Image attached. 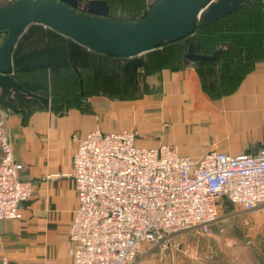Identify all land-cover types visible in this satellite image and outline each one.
I'll return each mask as SVG.
<instances>
[{"label": "crops", "instance_id": "1", "mask_svg": "<svg viewBox=\"0 0 264 264\" xmlns=\"http://www.w3.org/2000/svg\"><path fill=\"white\" fill-rule=\"evenodd\" d=\"M11 1L0 0V7ZM192 63L147 70L143 79L155 82V92L140 87L114 97L99 91L63 113H54L47 102L5 116L4 134L15 162L23 166L19 178L32 183V195L20 208L22 219L0 222V264L3 259L7 264H72L67 239L78 200L71 160L88 132H134L138 146L165 145L192 160L210 151L236 157L264 147L262 55L247 62L233 93L222 96L210 90L201 76L205 73ZM240 124L254 132L248 141L239 142L233 131ZM249 244L255 252L264 250V242Z\"/></svg>", "mask_w": 264, "mask_h": 264}, {"label": "built area", "instance_id": "2", "mask_svg": "<svg viewBox=\"0 0 264 264\" xmlns=\"http://www.w3.org/2000/svg\"><path fill=\"white\" fill-rule=\"evenodd\" d=\"M135 140L134 132L99 130L78 140L71 160L78 207L67 239L72 264H136L144 245L162 253L178 250L174 239L184 231L209 236L221 199L246 212L264 205V147L192 160ZM22 168L0 122V222L22 219L20 208L31 198Z\"/></svg>", "mask_w": 264, "mask_h": 264}, {"label": "rangeland", "instance_id": "3", "mask_svg": "<svg viewBox=\"0 0 264 264\" xmlns=\"http://www.w3.org/2000/svg\"><path fill=\"white\" fill-rule=\"evenodd\" d=\"M86 2L84 1L82 4ZM110 4V18L123 20V18L128 19L133 12L137 14L135 9H137L139 2L134 5L126 0H112ZM32 35L35 36V42L30 45L31 48L28 47V53L23 52V49H26L27 46L19 47L20 52L16 57L17 63L33 62L31 61L33 59L30 58L32 56L35 58L34 61L40 60L46 52L50 55L52 64L49 68L46 67V71L40 75L28 79L24 78L23 81L27 84V87L32 91H38L40 86L46 87L43 95L51 101L52 106H55L54 113H63L71 106L83 105V102H80V105L78 104L81 98V90L75 76L68 71L61 70L67 66L64 45L66 39L46 32L42 27H36L25 33L24 44L29 43ZM217 37L219 40H223L222 43L229 44L225 40L228 37L227 31L220 33ZM249 59L253 60L250 56L246 60ZM178 62L181 63V61ZM247 62L232 61L226 73H233V76L225 80L216 79L214 80L215 85L220 87L218 83L220 84L223 81L224 89L234 86L241 71L244 75ZM122 64L123 61L120 60H105L100 70L83 64L81 68L85 89L83 90L82 99L86 102L92 93L99 91L114 97L129 95L135 92V88L140 87L144 88V91H156L155 82L148 83L143 79L147 70L140 69L136 74H132L133 78H126L127 73L121 69ZM180 65L184 64L181 63ZM148 70H153V68ZM209 73L215 76V69H209L208 75H210ZM202 76L204 80L213 81L211 77H207L205 74ZM209 88L212 91L210 84ZM212 92L216 94V91ZM27 102L23 103V107L39 106ZM13 113L14 111L11 110L9 105H4L0 99V122L4 120L6 115ZM233 131L239 137V142L248 141L254 134L251 129H247L241 124L235 126ZM218 206L219 218L216 224L212 226L209 236H203L195 229L184 231L174 239L176 244L179 245L178 250H166L162 253L157 248L144 245L136 264H264V250L255 252L249 244L250 242H264V205L246 212L239 206L231 204L228 200L221 199Z\"/></svg>", "mask_w": 264, "mask_h": 264}, {"label": "water", "instance_id": "4", "mask_svg": "<svg viewBox=\"0 0 264 264\" xmlns=\"http://www.w3.org/2000/svg\"><path fill=\"white\" fill-rule=\"evenodd\" d=\"M246 0H163L143 21L120 24L104 20L108 4L102 0H13L0 7V89L23 96L27 90L12 75L29 69L49 68L48 61L18 64V42L32 25L48 29L66 39L67 61L83 49L95 54L125 59L123 71L136 74L143 67L141 56L165 41L192 36L197 22L208 25L226 18ZM82 9L87 15L75 10ZM212 56L194 51L193 37L184 54L190 62H215ZM42 104H47L42 100Z\"/></svg>", "mask_w": 264, "mask_h": 264}, {"label": "trees", "instance_id": "5", "mask_svg": "<svg viewBox=\"0 0 264 264\" xmlns=\"http://www.w3.org/2000/svg\"><path fill=\"white\" fill-rule=\"evenodd\" d=\"M82 1L88 2L90 0ZM102 1H105L108 4V12L104 17V20L120 24H134L145 20L150 15L153 8L163 0H126L127 2H131L134 5L138 4L139 2V5L137 6V9H135L137 14L133 12L130 17L128 16V19L123 18V20H113L110 18V3L112 0ZM75 11L79 14L87 15V13L82 9H77ZM36 27L40 26L32 25L28 27L27 31H32V29ZM45 31L55 34L48 29H45ZM224 31L228 32V37L225 40L229 42V44L222 43L223 40H219L217 37ZM192 37L194 51L198 55L212 56L216 51L220 50L218 59L215 62L192 63L194 67L199 71V74L205 73L207 77H211L213 79V81L204 79L203 81H206L211 85L212 91H216L217 96L233 93L236 88L235 84L230 88L224 89L223 81H221L220 84L218 83L220 87H217L214 80L230 79L233 76V73H226L229 70V64H231L232 61H240L241 63H244L245 61H247L246 59L249 56L253 60L258 59L260 55H262L263 57L264 0H246L245 3L230 16L219 19L208 25L200 24V22H197L194 34L192 36H186L177 40L165 41L157 49L143 54L141 56V59L144 62L142 69L148 70L151 68L154 69L156 67H165L171 70H175L182 68L186 64H190V61L184 59V54L187 51ZM24 38L25 36H22L20 38L18 42L19 47H23V45H25ZM1 39L2 37H0V41ZM109 59L120 60L123 62L126 61L125 59L99 55L83 49L80 53L73 54L71 57V62L68 63L66 67L61 69L64 71H68L69 73H72L73 76H75L81 90V98L78 103L79 105L80 102L83 101L82 96L83 90L85 89L81 66L84 64L89 66L90 68L95 67V69L100 70L103 67V62ZM178 61H181V63L184 65H180L181 63ZM99 63L101 64L100 66ZM46 69L47 68H37L22 72H15L12 75V78L23 89L27 90V92H29V95L24 94L23 96H21L11 92L10 90L3 91L0 89V99L2 100L4 105H9L11 110L15 112H23L24 110H26V108L23 107V103L28 101L27 103L29 104L34 105L35 103L41 106L43 100L48 102V107L50 110H55V106H52L51 101L43 95V91L46 90V87L40 86L38 91H32L23 81L24 78L28 79L40 75L41 73L45 72ZM209 69H215V76H213V74L211 73H209L210 75H208ZM242 73L243 71H241V74L238 76L239 78L237 79L236 83L242 78ZM125 77L133 78V75L127 73Z\"/></svg>", "mask_w": 264, "mask_h": 264}, {"label": "flooded vegetation", "instance_id": "6", "mask_svg": "<svg viewBox=\"0 0 264 264\" xmlns=\"http://www.w3.org/2000/svg\"><path fill=\"white\" fill-rule=\"evenodd\" d=\"M71 57H72V56H71ZM30 58H32V59H33V60H31V61H34V60H35V58H34L33 56H32V57H30ZM30 58H29V59H30ZM41 61H42V62H44V61H46V62H47V61H48V63H49V64H52L51 57H50V55H49L48 53H46V52L43 54V56L41 57V59H40V60H37V61H36V62H34V63L38 64V63H40ZM66 62H67V64H68V63H70V62H71V60H70V62L66 60Z\"/></svg>", "mask_w": 264, "mask_h": 264}]
</instances>
